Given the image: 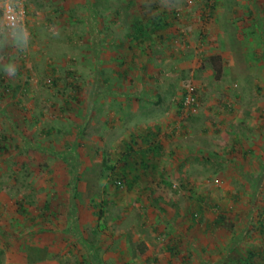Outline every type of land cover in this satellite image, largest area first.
Wrapping results in <instances>:
<instances>
[{
  "label": "rangeland",
  "instance_id": "obj_1",
  "mask_svg": "<svg viewBox=\"0 0 264 264\" xmlns=\"http://www.w3.org/2000/svg\"><path fill=\"white\" fill-rule=\"evenodd\" d=\"M168 14L189 47L166 61L182 35L134 26ZM161 58L171 78L110 97L112 65L147 79ZM155 124L168 144L145 168ZM250 212L264 222V0H0V264H264Z\"/></svg>",
  "mask_w": 264,
  "mask_h": 264
},
{
  "label": "crops",
  "instance_id": "obj_2",
  "mask_svg": "<svg viewBox=\"0 0 264 264\" xmlns=\"http://www.w3.org/2000/svg\"><path fill=\"white\" fill-rule=\"evenodd\" d=\"M165 16H167V17H164V16H162V18H163V21H164V24H165V27L163 28V29H159V30H153V28L152 27H148V28H144V30L143 31H145V32H147V35L149 36H151V34H154V32H156V34H158L159 35V40L157 41V42H159V43H163V42H166V41H168V43L169 42H171L172 40H173V38H170V36L172 35H174V36H176L177 37V35H179V34H181L182 35V37L184 38V40H183V44H182V46H180L177 50H174V49H165L164 51H165V53H163V57L165 58V60L168 58V57H170V58H175V56L178 54V55H183L184 53H186L185 51H186V48L187 47H189V44L185 41L186 40V37H188V34L187 33H184V32H182V31H180V33H177V32H175L174 31V29L176 28V26H177V24H175L176 23V19H175V17L173 16H171V14H168V15H165ZM159 18V17H158ZM152 31H154L153 33H152ZM169 32H171V34L169 33ZM156 36V35H155ZM178 38V37H177ZM170 46H172V45H170ZM169 58V59H170ZM137 59V61L139 62V57L138 58H136ZM162 59V58H161ZM164 59H162V61H164V62H161L162 64H161V68H158L157 69V67H151L150 65L149 66H147V71H148V76H147V79H145L144 78V76H143V78H142V76H141V78H139V77H137L136 75L137 74H135V75H133L132 77H134V79L133 80H135L134 81V83H133V80H131L130 79V77H131V75H129L130 77H128L127 76V73H126V68L128 67H126L125 65L124 66H122V67H124L122 70L120 69V68H118V67H116L115 65H112V67H111V71L113 72V74H111L112 76H110L111 78H106V82L107 83H109V84H111L112 85V80H113V78H116L117 79V82L119 83V85L122 83V87H121V85H120V87H115L114 85H112V87H111V89L109 90V89H107V91H108V93L109 94H111V98H115L116 96L115 95H119V100H121V102L122 103H125V101L127 100V98L128 97H131V96H133V95H139V97L141 96L140 94L141 93H144L145 94V92H146V90L145 89H147V83L146 82H148V80L150 79V78H152V75H154L153 73H152V71H159V73H160V75H164V74H166V76H169L170 78L172 77V74H171V72H175V69H173L172 68V70L169 68L168 69V71H164V67H165V65H166V61H165ZM146 61V60H145ZM121 67V66H120ZM126 67V68H125ZM143 68H144V66H143ZM145 69V68H144ZM138 73V72H137ZM135 76H136V78H135ZM128 78V79H127ZM151 80V79H150ZM154 81H156V80H154ZM137 84V86L136 87H134V88H131V84ZM126 85H128V89H127V87H126ZM150 85H151V83H150ZM143 91V92H142ZM146 95V94H145ZM138 97V98H139ZM150 98V95L148 96V99ZM116 100H117V98H115ZM160 99V95H158V100ZM183 100H184V97H183ZM183 103V102H182ZM181 107H182V110H184V107H183V105H181ZM179 112V111H178ZM119 114H121V115H125L126 114V112H125V106H124V104L122 105V108H121V112H118ZM118 114V115H119ZM111 115L112 116H115L116 115V113H115V111L114 110H112V112H111ZM157 124H155L154 125V127L153 128H155V126H156ZM160 125V124H159ZM160 131L159 132H161V134H162V138H160V135H159V133L157 134V136H155V138H154V142H156L157 144H160L161 145V150L158 152V151H152L153 153H147L146 155L144 154L147 150H148V148H149V145L148 144H145L143 141H142V146H141V148H140V153H141V163L143 164V166L145 167V168H149V166H150V161H153V160H158L159 159V157L160 156H162V154H165V151H166V145L168 144V142H165V138H164V136H166V134H165V132L163 131L164 130V128H163V126L162 125H160ZM152 129V128H151ZM168 132V131H167ZM172 132H175V129H173L172 130ZM159 135V136H158ZM138 144V143H137ZM140 144V145H141ZM139 153V152H138ZM157 161H153V163H154V165H155V163H156ZM154 165H152V168H154ZM155 167H156V165H155ZM235 194H236V196H239V193L238 192H235ZM241 195V194H240ZM250 206H251V208H250ZM250 206H249V211H251L252 212V205L250 204ZM255 210V209H254ZM251 212L250 213H248V215L246 216V219H249V218H251L250 219V221H251V224H255V225H257V228L258 229H260L259 228V226H258V224L260 223V220H256L257 218H255V216H251ZM253 215H254V211H253ZM249 222V221H248ZM254 225V226H255ZM247 226V225H246ZM253 226V227H254ZM212 227H215L214 225H212ZM217 228H219V229H223L222 227H217ZM264 229V228H263ZM230 231V230H229Z\"/></svg>",
  "mask_w": 264,
  "mask_h": 264
},
{
  "label": "trees",
  "instance_id": "obj_3",
  "mask_svg": "<svg viewBox=\"0 0 264 264\" xmlns=\"http://www.w3.org/2000/svg\"><path fill=\"white\" fill-rule=\"evenodd\" d=\"M148 27H152L153 30H159V29H163L165 27V24H164V21H163V18L162 17H157L155 19H152V20H149V24H148ZM148 27H145L143 25L141 26H134V37H136L135 39H137V37L141 36L142 38H145V37H148L147 35V32L143 31L144 28H148ZM160 125L157 124L155 126V128H152L151 130H149L146 134H144L142 136V141L145 143V144H148L149 145V148L148 150L144 153L145 155L147 153H153L152 151H160L161 150V145L160 144H157L156 142H154V138L155 136H157L158 133H160L159 131L161 130L160 129ZM131 142L133 144H136L137 145V138H135L134 136L132 137L131 139ZM132 148V144L129 145V149ZM125 169V167H124ZM134 180H137V177L134 179ZM117 184H122V181L120 180V182H117ZM132 184V182H131ZM130 184V186H132ZM149 202H151V207L153 208V210H155L156 212L162 214L163 213V210L160 209L158 206H157V200L156 199H151L149 200ZM98 208H99V204L96 205ZM217 209L215 210L216 212V216L212 222V225H214L216 228L217 227H227L231 230H234L235 226L233 224H228L227 223V216H226V212L222 209V207H220V205H216ZM201 208V206L199 207V209ZM101 213V212H100ZM98 213V214H100ZM201 213H204L205 214V209L204 207L201 208V210L198 212V211H193L192 212V217L194 220H197V216L200 214V217H199V223H203L205 224V229H208L209 226L211 225L210 223H208L207 219H205ZM251 218H249L248 220L250 221ZM259 228H260V231L261 233L264 234V222H261L258 224ZM92 249H94V245H90ZM170 249V247H168ZM173 252V249L171 248V254Z\"/></svg>",
  "mask_w": 264,
  "mask_h": 264
},
{
  "label": "built area",
  "instance_id": "obj_4",
  "mask_svg": "<svg viewBox=\"0 0 264 264\" xmlns=\"http://www.w3.org/2000/svg\"><path fill=\"white\" fill-rule=\"evenodd\" d=\"M6 20L9 25L15 26L19 23L18 12L13 8L7 9ZM183 107L186 113H196L200 107V101L196 95V89L194 86H189L184 93Z\"/></svg>",
  "mask_w": 264,
  "mask_h": 264
}]
</instances>
